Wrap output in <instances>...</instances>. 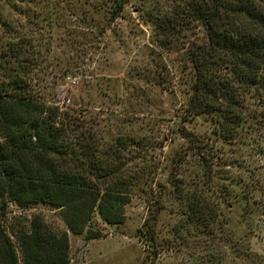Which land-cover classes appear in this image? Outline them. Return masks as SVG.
<instances>
[{
    "label": "rangeland",
    "instance_id": "rangeland-1",
    "mask_svg": "<svg viewBox=\"0 0 264 264\" xmlns=\"http://www.w3.org/2000/svg\"><path fill=\"white\" fill-rule=\"evenodd\" d=\"M29 1L23 9L0 2V18L50 44L54 71L43 80L35 69L31 90L45 87L55 105L69 99L61 108L83 112L101 151H117L136 178L122 223L95 211L89 228L98 237L68 231L70 264H264V123L245 121L249 134L224 138L210 117L188 115L183 77L146 22L167 0ZM83 49L84 63H73ZM65 67L75 86L61 77ZM36 213L66 229L53 211L13 204L4 225L12 235Z\"/></svg>",
    "mask_w": 264,
    "mask_h": 264
},
{
    "label": "trees",
    "instance_id": "trees-1",
    "mask_svg": "<svg viewBox=\"0 0 264 264\" xmlns=\"http://www.w3.org/2000/svg\"><path fill=\"white\" fill-rule=\"evenodd\" d=\"M28 1L0 0L21 9ZM167 7L146 22L183 77L188 115L210 117L224 138L242 132L245 121L262 126L264 0H167ZM0 30L7 38L0 43V264H70L68 231L98 237L89 228L95 211L109 224L122 223L136 178L125 175L117 151H101L83 112L50 103L45 87L31 90L35 69L43 80L54 71L48 72L56 59L50 44L43 49L35 37H22L7 18H0ZM86 55L78 50L73 63L83 64ZM61 73L72 72L65 67ZM11 204L53 211L66 229L51 227L36 213L12 230V239L4 225Z\"/></svg>",
    "mask_w": 264,
    "mask_h": 264
},
{
    "label": "built area",
    "instance_id": "built-area-1",
    "mask_svg": "<svg viewBox=\"0 0 264 264\" xmlns=\"http://www.w3.org/2000/svg\"><path fill=\"white\" fill-rule=\"evenodd\" d=\"M64 79L68 86H75L77 84V80L71 75L66 76ZM57 105L60 108L67 107L68 105H70V100L67 98H63L59 103H57Z\"/></svg>",
    "mask_w": 264,
    "mask_h": 264
}]
</instances>
